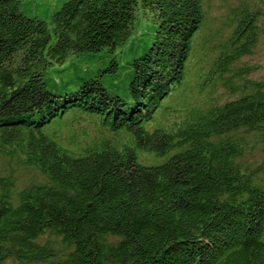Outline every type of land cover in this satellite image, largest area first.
Wrapping results in <instances>:
<instances>
[{"label":"trees","instance_id":"16d2710c","mask_svg":"<svg viewBox=\"0 0 264 264\" xmlns=\"http://www.w3.org/2000/svg\"><path fill=\"white\" fill-rule=\"evenodd\" d=\"M209 2L0 0V158L38 176L0 166V264H264V81L239 65L264 0L203 40L197 76L230 100L143 126L187 81Z\"/></svg>","mask_w":264,"mask_h":264},{"label":"rangeland","instance_id":"374dc122","mask_svg":"<svg viewBox=\"0 0 264 264\" xmlns=\"http://www.w3.org/2000/svg\"><path fill=\"white\" fill-rule=\"evenodd\" d=\"M234 2L235 0H210L209 2L210 20H208L206 26L204 27L203 33L201 34L200 32L201 35L199 34L200 37L197 39L196 52L193 57L192 63L190 64L189 77L187 79V84L189 86L190 91L186 95L185 93L186 85L183 82L176 89L174 93V96L176 97V103H179L181 101V98L184 96H187V99H186L187 103L192 104V105L202 104L203 101L206 99V97L212 98L213 101H216L217 99L220 98L218 101L219 103H223L225 101L230 100V95L223 92L220 87H218L213 92L212 87L209 84L205 85L206 82L197 84L195 82V75L199 71L200 68L204 67L205 62H206V56H204L202 52V48L204 47L203 40L206 39V42H210L209 44H207V46L211 45L213 38H211L209 35L212 34L217 27L219 29L221 28L220 26L222 23L219 25L220 15L222 13H225L226 6H229L233 4ZM45 14H46L45 8L41 7L37 15L43 18ZM210 30H212V32H208ZM241 64L248 65L254 68V72L251 74L252 79L254 78L255 80L264 81V36H262L259 39V43L255 49L254 54L242 58L241 61L239 62V65ZM201 87L203 88L201 89ZM186 112L188 111L183 109L182 115H185ZM63 133L65 134V138L69 139L68 135L66 134L67 130H64ZM84 135H85V132H80L79 138L82 139ZM249 140H250V146H252V150L248 153L247 155L248 158L246 157V159H248V161L252 163L254 162L255 159L257 160L261 147L257 145V137L255 135L250 136ZM11 162L0 158V163L4 164V165L0 164V166L3 169L2 172H4L6 175L11 174L15 179H17L18 181L20 180V185L23 183V181L24 182L35 181L34 179L38 177L34 171L21 170L20 167H18L15 164H12ZM4 264H17V263H14L8 260Z\"/></svg>","mask_w":264,"mask_h":264}]
</instances>
